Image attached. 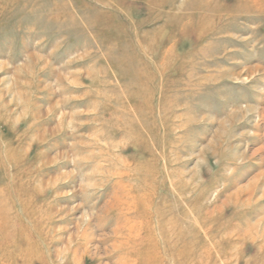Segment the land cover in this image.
<instances>
[{
  "label": "rangeland",
  "instance_id": "obj_1",
  "mask_svg": "<svg viewBox=\"0 0 264 264\" xmlns=\"http://www.w3.org/2000/svg\"><path fill=\"white\" fill-rule=\"evenodd\" d=\"M0 264H264V0H0Z\"/></svg>",
  "mask_w": 264,
  "mask_h": 264
}]
</instances>
